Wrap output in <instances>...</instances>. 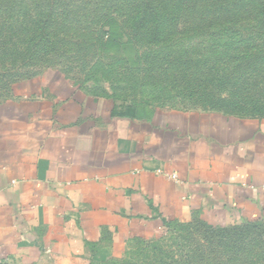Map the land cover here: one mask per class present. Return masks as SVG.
I'll return each instance as SVG.
<instances>
[{
  "label": "crops",
  "instance_id": "obj_1",
  "mask_svg": "<svg viewBox=\"0 0 264 264\" xmlns=\"http://www.w3.org/2000/svg\"><path fill=\"white\" fill-rule=\"evenodd\" d=\"M192 218L264 222V117L115 103L57 70L0 92V264L100 262Z\"/></svg>",
  "mask_w": 264,
  "mask_h": 264
},
{
  "label": "rangeland",
  "instance_id": "obj_2",
  "mask_svg": "<svg viewBox=\"0 0 264 264\" xmlns=\"http://www.w3.org/2000/svg\"><path fill=\"white\" fill-rule=\"evenodd\" d=\"M144 1L0 0V92L57 70L115 103L264 117V0H229L232 13L202 0H147L144 10ZM187 222L100 264H186L192 249L188 264H264L263 230L246 231L236 247L209 248Z\"/></svg>",
  "mask_w": 264,
  "mask_h": 264
},
{
  "label": "trees",
  "instance_id": "obj_3",
  "mask_svg": "<svg viewBox=\"0 0 264 264\" xmlns=\"http://www.w3.org/2000/svg\"><path fill=\"white\" fill-rule=\"evenodd\" d=\"M191 1H192L193 4H196L197 2H201L200 0H191ZM202 1H203V4H205L206 6L207 5L209 6V5L221 4L223 6L222 7H218V9H220L221 12L224 11L225 13H228V12L232 13L233 9L230 6H228V5H230L229 0H202ZM148 2L149 1H147V0L144 1V7H145L144 10L145 9L146 10L147 9H149V10L151 9L150 8V4ZM234 6L237 7L236 5H234ZM82 9H85V8H82ZM43 23L46 24V27L47 26L48 27L51 26V24L49 22V18L43 20ZM145 23H147V22H145ZM77 25H78V27H80V24H77ZM68 27H70L71 30L72 29L73 30H78L77 26L68 25ZM45 38H46V36H45ZM96 44H97L98 47L99 46L101 47L103 45V42L96 41ZM178 63H179V65H181L180 62H178ZM182 64H184V63H182ZM183 67H184V65H183ZM181 71H182L181 72L182 74L188 72V70H185V69H183ZM186 75H188V74H186ZM175 222H179V221H163V225L169 227L170 224L175 223ZM179 226H181V225H179ZM185 226H186V229L188 231L187 233H189V228H191L193 232H195V231L198 232L197 230L201 229L202 230V232H200L201 241L205 242L206 245L209 246V248L212 247L213 245H221V242H223V245L225 243H227V244H229L230 247H236V245L239 244V242L243 239V233H245L246 231L253 230V229L255 231H259V232H261L262 230L264 231V222H261V223L249 222V223H241V224H237V225H232V226H228V227H216V226H212V225H210L208 223H205L201 219L192 218L191 220H189L187 222V224ZM198 227H199V229H198ZM183 228L184 227H181V228L177 229V230H179L181 235H182V232H183ZM232 231L236 232V234L232 235L231 234ZM202 233L205 234V235L202 236ZM182 238H183V236H182ZM185 238H183V239L185 240ZM190 239H192V238L190 237ZM223 239H225L227 242L223 241ZM228 239H231V240H228ZM137 240H140V238H136L135 239V241H137ZM196 251L194 249L186 251V253L183 254V257L185 258V259H183V262L186 263V264L192 263L193 262L192 260L196 259L197 255H194V254H197ZM210 251H212V250H210ZM202 253H203V251H202ZM199 257H202V256H199ZM105 261L106 260L100 261V262H92L91 264H100V263L105 262ZM166 263L167 264H180L179 261L177 262L173 258H171L168 262H163L162 264H166Z\"/></svg>",
  "mask_w": 264,
  "mask_h": 264
},
{
  "label": "built area",
  "instance_id": "obj_4",
  "mask_svg": "<svg viewBox=\"0 0 264 264\" xmlns=\"http://www.w3.org/2000/svg\"><path fill=\"white\" fill-rule=\"evenodd\" d=\"M168 177L172 180H176L177 181V177L175 174H169Z\"/></svg>",
  "mask_w": 264,
  "mask_h": 264
}]
</instances>
